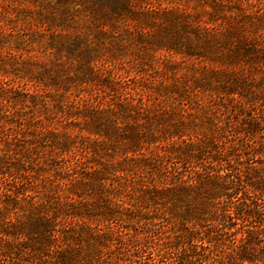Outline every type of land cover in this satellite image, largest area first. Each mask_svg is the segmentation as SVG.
<instances>
[{"label": "trees", "instance_id": "trees-1", "mask_svg": "<svg viewBox=\"0 0 264 264\" xmlns=\"http://www.w3.org/2000/svg\"><path fill=\"white\" fill-rule=\"evenodd\" d=\"M134 1L56 0L58 18L37 13L34 24L28 23L52 30L50 22H58L61 30H73L69 36L52 31L49 46L69 54L76 67L67 59L71 69L51 63L38 78L43 89L64 91L50 96L52 109L89 134L85 151L91 156L87 160L76 154L79 150L68 154L76 147L72 137L42 133L45 126L35 115L26 125L21 118L14 121L5 103L22 104L23 95L0 86L5 144L10 136L18 141L26 126L32 140L39 139L35 143L49 141L52 151L70 162L55 170L48 193L38 198L28 194L27 178H13L9 188L0 183V264H127L131 252L136 264H264V12L255 14L252 3L227 2L226 7L212 5L203 19ZM70 4L93 25L95 41L89 39L92 33L83 38L77 26H70ZM220 10L228 14L220 16L223 30L212 26L208 32ZM120 25V41L139 34L141 48L164 52V73L175 75L171 61L179 56L193 66L202 64V77L193 75L186 84L168 76L156 86L120 88L111 72L96 64L100 40L114 36ZM12 58L15 62L8 64H18L20 57ZM30 62H23L27 73ZM69 70L73 75L65 74ZM94 89L102 99L64 96ZM200 93L217 99L210 98L213 108L205 114L208 136L198 138L190 127L199 126L194 122L199 107L190 101L197 105ZM48 101L38 94L29 100L44 111ZM186 104L193 111L187 121L180 114ZM30 152L18 153L27 157ZM4 159L0 156V162ZM12 166L22 168L18 161ZM0 169L6 178L15 173Z\"/></svg>", "mask_w": 264, "mask_h": 264}, {"label": "rangeland", "instance_id": "rangeland-1", "mask_svg": "<svg viewBox=\"0 0 264 264\" xmlns=\"http://www.w3.org/2000/svg\"><path fill=\"white\" fill-rule=\"evenodd\" d=\"M133 1L134 0H131V2ZM134 2H145L146 4L144 5L150 8L159 7L160 9H163L168 7L170 10L173 9L182 12H189L191 14H200L203 19H208L207 13L213 11L212 5L220 4V6L226 7L228 6L227 2H243V4L252 3L257 5L254 8L255 14H261L264 12V0H139ZM67 7L69 13L66 18L68 19L70 26H77L83 38H86V33L87 35L92 33L89 36V39L95 41V28L89 20H86V18L83 17V13L77 8L78 6L72 7L70 4ZM56 8H58L56 0H0V86H4L5 89L7 88L6 91L11 92L13 96L16 94L23 95L24 99H22V102L24 103L22 104L13 105L11 102L5 103L6 108L12 112L10 115L13 114L14 121L17 122L21 118L26 125V121L30 119L31 116L35 115L36 119L41 120L45 126V128L42 127L40 130L42 133H46L48 130H53L54 132L61 134V136L63 134L70 135L74 142L73 146L75 145L76 147H72L74 148L73 151L68 154L76 153L77 150H79L76 154H82V156H85L87 159V157L89 158L91 156V153L85 151L87 150L85 147L87 146V143H89V139L87 138L89 134L85 131H79L81 125H77L78 123L72 124L70 123L71 120L60 118L52 109L53 101H51L50 96L56 93L58 95H63L64 91L60 89L59 92H55L51 88L43 89L42 81L38 78V74L45 67H49L51 63L61 62L64 64L68 60L73 63L75 67L77 65V61H73L71 58L69 59V54L65 52L57 54L53 49H50L49 46L52 31H57L56 34H67V36H69L72 34L71 32H73L72 29L61 30V27L58 26V22L56 24L50 22V28H52V30L47 29V24H44L42 28H34L31 24H28L29 22L34 24L35 18L38 17L37 13H41L42 16L48 17L51 12L55 17L57 15L58 18L59 12ZM223 14L228 15L220 10L219 15L214 17V19H216L215 25H208V32L211 31L212 33V26L218 28L219 31L223 30L225 24L220 17ZM30 16L33 17V19L30 18ZM221 24L223 25L221 26ZM34 29L38 32H32ZM121 30L122 28L120 25L119 31L111 32L114 36L111 34L105 35L104 38L100 40L97 51L98 53L96 55L97 67L102 69V67L105 66L106 68L102 70L110 71L111 74H108V76L112 81H115L118 86L120 85V88L122 86L124 88L128 87V90L136 83H147L149 85L155 83L156 86L161 78H166L168 76L174 78L176 83L186 82V84H190L188 79H191L193 75L198 78L202 77L200 72L202 64L195 63L193 66V62L191 63L188 59L179 56H173L174 60L171 61L176 64L175 75L164 73L163 66L165 65V58L162 54L164 52L155 51L154 49L144 50L141 48L137 41L139 34L131 40L126 38L120 41L118 32H121ZM130 31L132 34H136L133 32V28H130ZM137 32H140L139 29H137ZM26 33H28V35H24ZM101 42H103L102 45ZM12 56L20 57V59H17L18 64H12L15 62ZM30 59L32 61L30 62L32 71L31 73H27L26 67L28 66V63L24 64L23 62L30 61ZM9 62H12L10 63L11 65L8 64ZM64 66L68 69L72 68L70 63H66ZM208 66L210 67V65ZM193 67L199 70L194 71L192 69ZM65 74L71 76L73 75V72L69 70ZM171 78L168 79V83L171 82ZM6 82L8 83L6 84ZM35 94H38L41 98H47V100H49L48 110L44 111L41 105H38L37 107L32 106L29 100L30 96ZM91 94L90 91L89 93L83 92L77 97V93H74V91L71 90L67 94H64V96L77 100L84 98L93 99L94 97H98L99 99L103 98V93H101L100 90L94 89ZM215 96L216 95L208 97V95L200 93L197 99L199 100L197 105L193 102L194 100L190 101L192 106L199 107V111L195 113L196 121L194 119V122L199 126L190 127L192 128L190 129L192 132L193 130L196 131L194 134L198 138L203 137L205 134L208 136V123H206L208 117L205 118V114L210 116L208 114V109L210 110L213 107L210 106L212 103H209V100H211L210 98L217 99L214 98ZM144 99H146V97H144ZM108 100L111 99H108V97L105 98V101ZM181 108L183 111L180 114L185 115V120L187 121V114L192 113L193 111L188 109L187 104L181 106ZM3 125L8 130L9 127H11L8 124ZM25 128L26 126L20 132L18 141L10 136L8 139V145L5 144V140H7V130H0V156L5 158V162H0V166H2L3 170H7L8 168L14 170L15 168H13L12 163L18 161L22 167L19 170L15 169L12 178H6L0 174V183L1 186L9 188L8 184L12 183L13 178L16 182L22 181L23 177L27 178V180L31 182L29 186H25L29 191L28 194L31 196H37L38 198L42 194L48 193V181L55 180L53 176L55 170L63 171V169L58 167L66 164L69 165L70 162L65 154L59 157L54 151H52L49 141L45 146H40L38 143H35L39 139L32 140V133ZM11 129V131L14 132V130H17L18 128L16 126V128L11 127ZM8 134H11V132ZM38 136H41V134H38ZM91 139H93V136H91ZM158 146L161 147L163 144L159 143ZM23 148L26 151L32 150V152H30L27 157H22L24 155H21L18 152L20 150L22 151ZM19 182L18 184H20ZM32 182L35 183L32 185ZM63 188H65V185ZM2 192H4V189ZM126 254V256L131 259V262L127 261L126 263L136 264V256H134L132 252Z\"/></svg>", "mask_w": 264, "mask_h": 264}]
</instances>
